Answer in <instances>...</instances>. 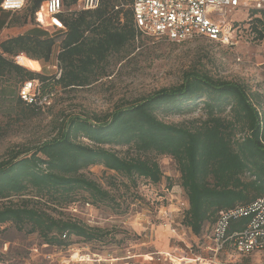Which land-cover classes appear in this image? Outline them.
<instances>
[{
  "label": "trees",
  "instance_id": "obj_1",
  "mask_svg": "<svg viewBox=\"0 0 264 264\" xmlns=\"http://www.w3.org/2000/svg\"><path fill=\"white\" fill-rule=\"evenodd\" d=\"M30 1L34 21L41 0ZM130 5L131 0H100L95 9L63 16L66 30L58 32V78L16 62L20 55L48 61L56 36L33 30L1 40L0 77L18 75L20 84L36 79L41 92L89 84L109 53L143 35L134 27ZM249 16L255 38L264 40V9H251ZM4 21L0 18V27ZM4 92L0 87V94ZM199 101L206 111L200 123L190 126L164 119L192 111ZM117 146L125 147L124 152ZM160 155L176 163L188 202L183 224L202 237L220 211L248 206L264 196L263 93L242 81L193 68L184 72L180 83L116 104L110 112L60 117L50 138L0 159V225L9 222L19 230L36 232L56 246L66 245L71 235L97 239L101 229L55 217L34 203L62 207L79 195L88 204L110 203L112 194L86 176L85 168L99 164L133 184L138 178L157 183L162 178L156 158ZM246 222L245 217L231 220L228 231L239 230Z\"/></svg>",
  "mask_w": 264,
  "mask_h": 264
},
{
  "label": "rangeland",
  "instance_id": "obj_2",
  "mask_svg": "<svg viewBox=\"0 0 264 264\" xmlns=\"http://www.w3.org/2000/svg\"><path fill=\"white\" fill-rule=\"evenodd\" d=\"M30 5L28 0L23 9L11 16L9 27L18 34L39 30L42 35L56 36L57 42L50 59L40 60L38 65L13 59L28 70L51 76L55 73L60 36L55 30L45 31L35 26L29 14ZM225 17L235 20L236 38L232 45L204 38L172 42L143 34L109 53L89 84L66 89L57 86L48 107L18 104L20 77L14 74L0 77V87L5 88L0 94L3 96L0 97V159L10 151L30 148L50 138L62 116L110 112L116 104L180 83L184 72L193 68L203 69L214 77L242 81L264 95V40L255 38L251 27L253 16L246 17V10H238L227 12ZM205 114L199 101L192 111L164 119L191 126L200 123ZM115 148L120 153L125 150V147ZM156 158L162 170L157 183L138 178L133 184L99 164L85 168L82 172L86 176L112 194L114 201L110 203L88 204L81 195L74 203L62 207L34 203L55 217L101 229L97 239L71 235L66 245H50L36 232L19 230L7 222L0 225V264H171L168 259L147 261L146 256L171 252L177 262L186 245L193 252L207 256L203 238L199 239L183 224L187 207L181 202L186 197L174 159L168 155ZM219 258L221 264H264V251L248 256L225 252Z\"/></svg>",
  "mask_w": 264,
  "mask_h": 264
},
{
  "label": "built area",
  "instance_id": "obj_3",
  "mask_svg": "<svg viewBox=\"0 0 264 264\" xmlns=\"http://www.w3.org/2000/svg\"><path fill=\"white\" fill-rule=\"evenodd\" d=\"M28 0H0V9L18 12ZM100 0H41L35 12V26L45 31L63 32L66 26L63 16L80 10L95 9ZM133 24L137 32L165 38L172 42H185L204 38L222 45H232L236 38L234 21L227 19V12L264 9V0H131ZM54 76L58 78L61 69L56 59ZM18 97L28 105L38 108L52 103V92H41L36 79L24 80L17 92ZM181 205H188L186 199ZM247 218L239 230L228 231L231 220ZM174 231V229H172ZM198 237V236H197ZM203 251L208 255L195 253L186 245L183 255L177 257L180 264H221L219 256L225 252L248 256L264 251V196L248 206L220 211L217 220L204 229ZM147 261L168 259L174 264L171 252H156L147 255Z\"/></svg>",
  "mask_w": 264,
  "mask_h": 264
},
{
  "label": "crops",
  "instance_id": "obj_4",
  "mask_svg": "<svg viewBox=\"0 0 264 264\" xmlns=\"http://www.w3.org/2000/svg\"><path fill=\"white\" fill-rule=\"evenodd\" d=\"M16 13V12H9V11H3L0 9V18L5 19L3 25L0 27V41L8 38L10 36L16 35L18 33H16V31L12 28H10L9 26V19L11 18V16ZM27 32V31H25ZM25 32H21V33H25ZM20 60L25 59V61L27 62V64L33 66V65H38L39 61H31L30 59H26L24 55H20L19 56ZM24 65V64H23ZM26 65V64H25ZM27 66V65H26Z\"/></svg>",
  "mask_w": 264,
  "mask_h": 264
},
{
  "label": "bare ground",
  "instance_id": "obj_5",
  "mask_svg": "<svg viewBox=\"0 0 264 264\" xmlns=\"http://www.w3.org/2000/svg\"><path fill=\"white\" fill-rule=\"evenodd\" d=\"M174 264H180V261L174 262Z\"/></svg>",
  "mask_w": 264,
  "mask_h": 264
}]
</instances>
